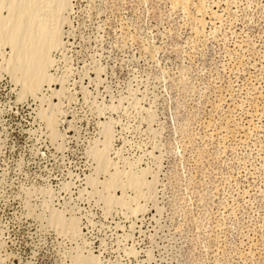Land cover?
<instances>
[{"label": "rangeland", "instance_id": "374dc122", "mask_svg": "<svg viewBox=\"0 0 264 264\" xmlns=\"http://www.w3.org/2000/svg\"><path fill=\"white\" fill-rule=\"evenodd\" d=\"M14 1L0 264H264V0H64L37 94Z\"/></svg>", "mask_w": 264, "mask_h": 264}, {"label": "bare ground", "instance_id": "6f19581e", "mask_svg": "<svg viewBox=\"0 0 264 264\" xmlns=\"http://www.w3.org/2000/svg\"><path fill=\"white\" fill-rule=\"evenodd\" d=\"M12 1L13 0H11V2ZM16 2L14 1L13 3H16L18 9L15 10L13 16L10 18L11 32L9 33L8 37L11 36V38L15 42V45L16 43H18V46L15 48V52L12 53L13 55L11 54L12 60L10 61V71L12 73L13 79L16 81L19 80L20 83H22L23 93L25 91L28 93L37 94L41 87L42 81H44V75L40 74L41 68H43L42 65H44L43 60L49 59L47 51L48 47L44 45V42L47 37L50 38V36H53L54 25L52 24V22L55 20V18H57V16L60 15L59 13L61 12L64 0H16ZM0 3L2 5V0L0 1ZM1 5L0 8L3 7V5L2 7ZM17 6L15 7L17 8ZM8 8L10 9V7ZM23 10L26 11L29 21H26L27 18H25L26 15L24 14L25 12ZM2 19L0 20V37L3 36L4 32H2ZM4 37H6V35ZM25 42L26 44L22 46V43ZM46 64L48 63H45V66ZM45 66L44 70H46ZM133 181L134 186H136V179H134ZM64 222L65 221L61 217H57L54 221V225L63 227V225H67L65 224L66 222ZM75 228L76 227H74V229Z\"/></svg>", "mask_w": 264, "mask_h": 264}]
</instances>
